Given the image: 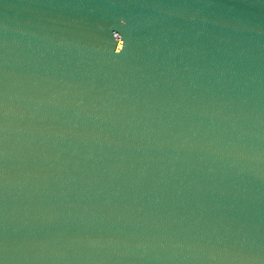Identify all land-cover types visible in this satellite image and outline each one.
I'll return each instance as SVG.
<instances>
[{"label":"water","instance_id":"water-1","mask_svg":"<svg viewBox=\"0 0 264 264\" xmlns=\"http://www.w3.org/2000/svg\"><path fill=\"white\" fill-rule=\"evenodd\" d=\"M0 264H264V0H0Z\"/></svg>","mask_w":264,"mask_h":264}]
</instances>
